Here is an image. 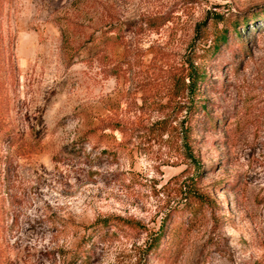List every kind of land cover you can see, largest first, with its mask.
Returning a JSON list of instances; mask_svg holds the SVG:
<instances>
[{
    "label": "rangeland",
    "instance_id": "rangeland-1",
    "mask_svg": "<svg viewBox=\"0 0 264 264\" xmlns=\"http://www.w3.org/2000/svg\"><path fill=\"white\" fill-rule=\"evenodd\" d=\"M116 217L89 264H264V0H0V264Z\"/></svg>",
    "mask_w": 264,
    "mask_h": 264
},
{
    "label": "trees",
    "instance_id": "trees-1",
    "mask_svg": "<svg viewBox=\"0 0 264 264\" xmlns=\"http://www.w3.org/2000/svg\"><path fill=\"white\" fill-rule=\"evenodd\" d=\"M234 31L236 35L237 30L234 29ZM221 39H224V37L222 36ZM202 78V75H197L196 78H194V81H192L190 88L193 89L194 92H198V85L200 84ZM198 107L204 110L203 105L196 106L195 109H198ZM192 162H194V157H192ZM186 209L191 213L190 218L192 217L191 219H195L198 211L192 209L191 205L187 206ZM169 217L166 219L167 221ZM189 222L190 220L188 221V223ZM179 227L182 226L180 225L177 227L176 225L174 228H172V226L170 227L168 225H165L162 230L149 235L144 244L143 252H145V255L147 257L164 260H168L174 257V253L177 251L176 236L177 229ZM132 231L140 233V231L146 232L147 230L138 222H130L129 220L120 217H116L113 220L104 219L98 221L97 223L92 225L91 230L86 234V236L82 238V240L78 244L79 246L73 258L75 264H89L94 246H96L100 242L115 239V237L119 235V232L132 233ZM169 237L171 238L169 239Z\"/></svg>",
    "mask_w": 264,
    "mask_h": 264
}]
</instances>
